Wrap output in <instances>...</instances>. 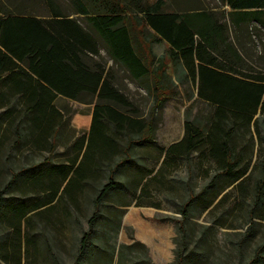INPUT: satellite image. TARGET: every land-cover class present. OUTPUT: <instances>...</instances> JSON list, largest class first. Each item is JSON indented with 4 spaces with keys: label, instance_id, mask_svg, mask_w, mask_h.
Returning <instances> with one entry per match:
<instances>
[{
    "label": "rangeland",
    "instance_id": "374dc122",
    "mask_svg": "<svg viewBox=\"0 0 264 264\" xmlns=\"http://www.w3.org/2000/svg\"><path fill=\"white\" fill-rule=\"evenodd\" d=\"M53 1L64 13L72 12L70 0ZM165 1L166 11L229 10L219 0ZM83 2L91 11L98 5L95 0ZM131 8L137 12L134 5ZM134 18L132 30L147 64L154 59L150 69L162 64L168 76L157 95L161 107L156 108L153 88L148 93L133 82L112 64L103 47L92 61L108 70L112 86L132 103L128 115L151 121L152 134L146 130L124 136L104 120L115 153L110 160L96 162L70 193H63L61 172L80 162L83 152L78 154L74 145L80 138L87 142L95 101L86 105L56 99L60 118L49 151L36 147V130L18 106L4 118L3 111L17 100L6 107L0 104V264H74L93 200L110 177L112 186L99 207L92 247L81 264H264V186L257 190L264 182V115L249 124L233 115L219 121L214 135L227 143L232 174L246 171L232 184V174L209 154L207 137L218 121L215 108L199 101L190 82L172 71L168 44L154 42L142 16L134 13ZM248 32L253 35L246 46V64L254 73H264V27L249 23ZM186 122L203 129L202 144L189 155L170 157L166 151L183 137ZM135 242L145 253L138 246L135 252L127 248Z\"/></svg>",
    "mask_w": 264,
    "mask_h": 264
},
{
    "label": "trees",
    "instance_id": "16d2710c",
    "mask_svg": "<svg viewBox=\"0 0 264 264\" xmlns=\"http://www.w3.org/2000/svg\"><path fill=\"white\" fill-rule=\"evenodd\" d=\"M5 1L0 0V104L6 107L12 100L17 104L3 111L4 118L9 119L18 106L36 130V147L49 151L54 149L52 141L60 118L56 99L86 105L95 101L87 142L84 144L80 138L74 145L78 154L83 152L80 162L74 161L61 172L66 182L63 193H70L96 162L110 160L115 153L114 138L106 132L104 120L124 136L134 131L143 135L146 130L152 134L151 121L128 115L132 103L112 86L108 70L92 61L100 57L103 47L112 64L123 69L133 82L148 93L153 88L156 108L161 107L163 102L157 95L165 89L168 76L162 64L150 69L153 57L147 64L132 30L134 13L141 15L144 25L153 31L154 42L168 44L172 71L190 82L199 101L215 108L218 121L207 137L209 154L231 176L227 143L219 141L214 132L220 130L223 117L233 115L249 124L256 115H264V73L251 71L244 57L253 35L248 32L249 23L264 27V0H219L229 8L221 13L201 8L166 11L165 0H95L98 5L92 11L83 0H70L71 13H64L53 0ZM131 5L137 12L131 10ZM183 130V137L167 149L168 156L183 157L201 146L203 129L186 122ZM19 134L22 139L23 134ZM261 170L264 175V163ZM245 176L246 171L233 173L232 184ZM263 184L257 185V190L262 191ZM111 186L112 177L93 200L94 211L79 241L74 264H81L92 247L99 207ZM50 194L52 199L55 193ZM135 246L145 253L138 242L127 248L135 252Z\"/></svg>",
    "mask_w": 264,
    "mask_h": 264
}]
</instances>
